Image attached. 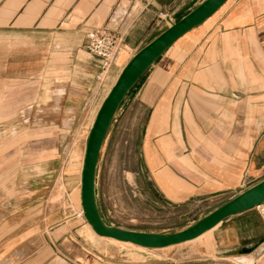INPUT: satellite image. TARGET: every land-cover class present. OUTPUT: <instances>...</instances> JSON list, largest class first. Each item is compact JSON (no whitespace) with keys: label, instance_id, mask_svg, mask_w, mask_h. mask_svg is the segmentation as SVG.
I'll return each mask as SVG.
<instances>
[{"label":"crops","instance_id":"1","mask_svg":"<svg viewBox=\"0 0 264 264\" xmlns=\"http://www.w3.org/2000/svg\"><path fill=\"white\" fill-rule=\"evenodd\" d=\"M123 1L0 0V38L32 41L51 35L67 41L68 55L82 57L69 66L77 68L83 90L95 83V99L106 86L98 84L97 59L85 47L89 29L125 32V58L113 71L119 68L118 77L129 59L169 25L168 17L178 20L203 0H136L141 5L133 17L119 21ZM66 84L67 90L81 86ZM127 96L131 108L147 111L141 119V153L149 180L168 202L191 211L207 208L200 219L262 180L264 0H228L178 38ZM73 194L79 201L80 187ZM207 232L201 253L185 246L149 252L139 261L89 264H264V219L254 209ZM45 239L37 229H0V264H87L64 246L68 236L57 240L60 247Z\"/></svg>","mask_w":264,"mask_h":264},{"label":"rangeland","instance_id":"2","mask_svg":"<svg viewBox=\"0 0 264 264\" xmlns=\"http://www.w3.org/2000/svg\"><path fill=\"white\" fill-rule=\"evenodd\" d=\"M140 5L141 1L124 0L118 20L131 19ZM68 46L51 35L32 41L0 38V229H37L39 239L57 245V240L68 236L64 246L87 264L139 261L149 252L185 246L201 253L207 231L193 242L150 250L100 237L87 222L73 192L81 185L86 142L99 102L119 68L112 70L106 87L93 99L95 83L83 90L77 68L69 66L82 57L69 56ZM124 58L123 51L118 62ZM69 81L81 86L67 90ZM126 99L99 159L101 213L109 224L124 229L173 232L185 228L208 209L191 211L172 204L153 186L141 153V119L147 111L138 105L131 108ZM62 229L69 230L55 239Z\"/></svg>","mask_w":264,"mask_h":264},{"label":"water","instance_id":"3","mask_svg":"<svg viewBox=\"0 0 264 264\" xmlns=\"http://www.w3.org/2000/svg\"><path fill=\"white\" fill-rule=\"evenodd\" d=\"M227 1L203 0L178 20L168 17L169 25L129 59L103 99L89 131L80 177L84 216L98 235L132 242L148 249L165 248L197 238L226 218L264 202L263 178L191 225L173 232H146L113 226L104 219L98 203L99 159L107 134L124 99L178 38L204 23Z\"/></svg>","mask_w":264,"mask_h":264},{"label":"built area","instance_id":"4","mask_svg":"<svg viewBox=\"0 0 264 264\" xmlns=\"http://www.w3.org/2000/svg\"><path fill=\"white\" fill-rule=\"evenodd\" d=\"M85 47L97 59L99 71L96 80L98 84L106 86L112 70L126 48L125 32L109 26L93 27L86 32ZM252 209L264 219V202Z\"/></svg>","mask_w":264,"mask_h":264},{"label":"bare ground","instance_id":"5","mask_svg":"<svg viewBox=\"0 0 264 264\" xmlns=\"http://www.w3.org/2000/svg\"><path fill=\"white\" fill-rule=\"evenodd\" d=\"M84 159V158H83ZM81 186V185H80ZM80 201H81V193H80ZM83 213H84V211H83ZM88 222V221H87ZM89 223V222H88ZM90 224V223H89ZM90 226H91V224H90ZM92 227V226H91ZM96 233V232H95ZM97 234V233H96ZM98 235V234H97ZM100 236V235H99ZM100 237H103V238H108V239H110V241H119V242H122V243H126V244H130V245H136V246H139V247H141V248H144V249H148V248H146V247H143V246H140V245H137V244H134V243H132V242H127V241H120V240H117V239H115V238H111V237H104V236H100ZM199 237V236H198ZM195 239V238H194ZM194 239H192V240H194ZM189 241H191V240H189ZM186 242H188V241H186ZM183 243H185V242H183ZM169 247V246H168Z\"/></svg>","mask_w":264,"mask_h":264}]
</instances>
